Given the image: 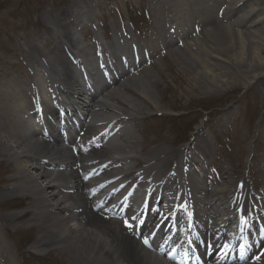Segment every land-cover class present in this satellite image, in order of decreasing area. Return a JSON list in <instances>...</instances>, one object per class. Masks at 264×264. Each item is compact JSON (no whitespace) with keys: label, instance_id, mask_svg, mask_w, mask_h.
Instances as JSON below:
<instances>
[{"label":"bare ground","instance_id":"6f19581e","mask_svg":"<svg viewBox=\"0 0 264 264\" xmlns=\"http://www.w3.org/2000/svg\"><path fill=\"white\" fill-rule=\"evenodd\" d=\"M165 1L154 0V5H161V7L156 9L157 14L154 13V18L157 20L163 17L164 14H161V12L169 13V9L177 11L174 15L168 16L167 14V20H165L177 30L184 21L182 16L177 17L184 3L173 6L168 3V5L164 4ZM185 1L187 3L193 2V0ZM200 1L215 2L212 5L214 7L205 9L203 12H205L204 14L215 13L220 22L226 21L227 31H225V34L223 33L224 40L219 42L222 44L223 48L221 47V49L224 54L220 58L216 57L218 53L211 45L197 41L198 37L195 38V35L186 37L190 38V41L183 44L182 48L188 52L187 56H190V59H197L195 66L186 63V71L191 75V80L194 81L192 83L194 84V86L192 85L193 91L195 90L197 93L198 91H205L211 94L216 89H222L223 86H228V88L232 89L239 86V83L235 80L239 78L259 84L264 77V57L258 55V50L264 49V34L261 32V29L262 31L264 30V0H218V3L216 2L217 0H195L194 4H191L197 6L201 4ZM70 7L72 10L69 9ZM81 8L69 5L60 15L55 16L52 21H47V25L51 29V35L57 32L56 29H53L57 24L55 25L53 22H58L57 27H59L60 33L56 36L59 37H57L59 40L56 41L54 39L55 36L46 39L49 43L52 41L56 42H53L52 47L45 56L38 55L37 57L35 51L32 52V55L27 52L32 57L33 65L39 68V73H35L33 76L29 75L30 79L25 77L19 82L7 74L2 78L0 77V157L6 160L13 159L16 162L17 169L13 176L17 181L9 187V192H26L28 198L32 199V220L34 219L38 225L44 226L45 234L53 236L52 242L46 241L44 236H41L32 244L31 248H43L42 246L47 245L50 250H57V247H61L64 251L70 250L74 254V258L90 262L85 264H172L167 261L163 263L161 260L153 259L150 256L151 259H147V255H145L147 252L143 250L140 245V238L137 237L139 235L129 233L128 230L120 231L117 228L115 225L117 221L115 222L112 216L117 217L124 211L121 210L120 213H115L112 210L113 207H121V204L115 206V202L119 199L114 202L113 198L116 194H121L120 191L137 192L141 187L143 188V193L148 192L149 189L161 188L165 190L170 189V187L173 190L177 189L179 192V188L171 184L170 178H163L169 170L170 172L174 170L177 175H180L178 168L190 171L193 168H188L189 163L196 164L200 161L203 163L202 159H207L206 147H208L210 139L203 133L196 132L188 145L166 147L160 142L162 140L161 137L155 145L148 148L144 146L140 150H135L133 147L134 136L130 133H120L118 137L123 144H109L110 142L107 139L102 142V144L106 143V147L97 145V143L102 141L101 138H97L100 137V134L97 137L91 134L93 130L92 122L90 119L87 121L95 112H109L113 118H116L114 120H98L96 122L98 123L97 125L103 127L105 124L102 123L104 122L111 124L119 121L120 118L118 117L121 114L127 115L126 117L129 119L135 118L136 114L143 111L145 107L109 89L114 84L122 87L123 79L129 72L128 70L123 72L125 74L121 73L119 77L116 76L114 82L103 84V88L99 93H92L88 88L79 87L77 82L75 84L69 74L70 68L68 71L66 64H64L65 62L61 58L57 60L50 58L57 53V47L61 41H65L71 48L75 49L74 53L79 55V57L84 54L85 50L82 49L81 44H78L76 39L70 37L73 32L69 28L70 26L77 27L80 24V17L86 12V10ZM201 13L199 12V14ZM205 18L207 17L202 19ZM213 22L212 20L205 21V24H213V26L208 28V34L219 30ZM193 44L197 46L195 50H192ZM254 45H258V49ZM168 47L170 46L166 45L165 48ZM206 48L212 49L209 51ZM201 50L204 54L202 58H199L198 53ZM172 52L175 55L176 50ZM151 55H147L146 59H149ZM56 56H59L58 53ZM185 57L183 55H181L180 59L177 57L180 64L183 63V58L184 60L186 59ZM210 57L217 58V61L211 64L208 61ZM197 63L199 64L197 65ZM222 64L226 67L222 66ZM45 74L46 77L43 76ZM201 76L206 79L201 80ZM46 79L50 80L49 84L52 91L55 90L60 94V96H54V94L50 93V97L55 99L57 105L58 100L63 103V98L70 102L71 107L69 106L70 109L68 111L71 113L70 116L77 120L76 128L73 124L71 125L72 128H75L76 139L74 138V143H76V148L74 147V150L73 148H67V145H70L73 141L69 135L65 138L51 134L47 138L38 135L39 131H33L28 135L20 134L13 131L17 124L23 125L20 120L11 126L12 128L7 127L5 124L9 112L10 117H16L21 110L24 111L21 114L23 118L28 119L27 117L38 116L41 120H51L56 111L50 106L52 104L51 101L45 104L40 101L42 105L40 104L41 106L38 109L32 110L33 105L32 107L30 106L25 91L26 87L40 86L42 81ZM151 82L154 83L155 81ZM62 84L65 88L62 87ZM12 85L15 86L10 88ZM123 88L127 87L124 86ZM132 91L135 96L140 97L143 102L148 104V107H158L142 85H136ZM87 95L89 101L85 105L86 107L83 106L87 111L84 116L78 113L77 107L84 103L83 98ZM119 105L126 107L124 109L126 112H122L123 108ZM12 110L14 111L11 112ZM61 111L66 113L62 109ZM62 120L65 121L63 117ZM25 129L28 130V128ZM111 133L109 132L108 134L110 135ZM159 134L157 131L156 136L159 137ZM260 135V131L255 130V134L252 136L253 141L254 139L257 141ZM144 140V144L149 145L147 139L144 138ZM156 140L157 138H155ZM163 140L164 142L167 141L166 139ZM252 143L249 142L248 145L251 146L253 145ZM110 154L117 155L114 156L116 157L115 160L112 159L110 163L100 166L101 162L99 159L103 156L109 157ZM174 159H176L175 163H173ZM261 162L263 164L260 165ZM258 163L259 167L257 166V168L259 169L257 171L261 172L260 175L264 179V155ZM82 166H87L89 174L82 170ZM137 167L140 168L136 170ZM109 170L116 172L110 183H115L119 186L116 190L114 189L115 192L113 193L111 192L110 183H107L109 180H104L105 178L103 179L104 181L98 179L100 175L107 171L109 172ZM205 171L203 163L200 171L196 173L198 179H193L194 184L192 182L193 189L199 194L198 198L194 197L195 201H192V204L196 205L197 211L201 213L200 216L202 218L209 217L212 220H216V225L207 228L206 232L214 240H218L216 243L222 240L219 248L221 246L230 247L232 241H236V243L238 241V238L233 236L231 237L234 240H231L230 236L225 238L228 233H231V231H228V227L232 222V211L230 209L234 203L240 205L238 203L239 199L244 196L239 195L241 189L235 190L237 189L236 185L232 184V180L235 181L233 179L234 175L228 168L224 169L225 177L220 184L216 183L212 178H207ZM190 173L194 174L195 172ZM89 177L97 181L88 182ZM238 178L239 181L245 180L243 176ZM139 179L143 181L141 182L142 184L139 183ZM121 180H125V186L120 183ZM107 186L108 189H104ZM93 192L98 193L97 199L93 198ZM261 192H264V186H262ZM156 199L158 197L154 200ZM111 201L112 203L108 204L111 205L110 210H106L103 207V203L106 204ZM169 202L170 200H166L165 203H162V207L158 211L154 206L150 220L157 221L165 213V209L170 210L172 206H170ZM257 206L264 210L263 197L257 200ZM14 215L4 216L11 217ZM131 215L132 213L129 214V216ZM141 217L139 216L138 218L141 219ZM259 217L264 221V213H259ZM151 229L149 228L148 232ZM163 229L164 227H161L158 231L162 232ZM245 230L244 224L242 231L238 232L236 230L235 234H244ZM145 231H147V228L145 230H141V227L139 228L140 233ZM248 247L255 251L256 261L250 262L252 259L250 256L245 257V263H239L242 261H238L237 258L231 259L230 262L233 261V264H264V238L259 240L255 247L251 244ZM228 252L226 255L213 253L207 264H225V261L230 258Z\"/></svg>","mask_w":264,"mask_h":264},{"label":"rangeland","instance_id":"374dc122","mask_svg":"<svg viewBox=\"0 0 264 264\" xmlns=\"http://www.w3.org/2000/svg\"><path fill=\"white\" fill-rule=\"evenodd\" d=\"M193 2L187 3L188 8L192 9L191 3ZM167 3L175 5L174 2ZM206 3L207 1L201 4L206 5ZM70 4L86 6L94 14V18L91 12L87 15L92 20L91 24L87 21L80 23L81 27L83 26V31L87 34V37L84 36L86 41H90L88 36L92 34L91 25L97 30L101 28L106 31L107 29L112 30L113 23L117 28L118 22L124 23L126 28L128 19H131L133 25L137 27L136 36L138 38H143L154 27V10H152L154 3L152 0H0L1 78L6 74L14 77L17 82L22 81L27 75L29 78V69L34 67L31 60L32 52L35 51L37 57L45 55L53 45L52 39L51 43L46 39L59 33L58 22H53L55 25L57 24L53 28L57 32L51 35L47 21H52ZM69 9L72 10L71 7ZM169 11L173 10L169 9ZM170 13L174 14V12ZM161 14L166 17L164 11ZM110 21L113 22L112 25ZM213 21L219 30L208 34L207 30L213 26L212 23L206 24L204 27L199 26L201 31L196 33L195 38L198 37L197 41L211 45L219 54L216 57L220 58L224 54L221 49L222 44L219 42L224 40L223 33L225 34L227 31L226 23H221L218 19ZM69 28L72 31L77 30L74 26ZM261 32L264 34V30L261 29ZM247 37L249 36L247 35ZM188 41L190 40L187 39L182 44L162 50L151 59L150 63H144L142 67L130 73L129 77L123 80L122 87L115 86L110 89L145 107L136 115L138 119L129 121L134 126L133 134L136 133L133 147L135 150H140L144 146L148 148L155 145L161 137L160 142L166 147L171 145L177 147L182 144L184 146L190 142L196 132H200L210 136L211 143L208 148L211 149L212 156L217 155L219 158L215 163L217 169L220 170L219 165L222 161H228L235 169L238 168L237 170H241L243 173L245 172L243 163L246 155H251L253 163L260 161L264 155V77L259 84L239 78L235 79L239 86L232 89L223 86L222 89H216L211 94L205 91L197 93L195 90L193 91L194 84L192 83L194 81L186 71V63L195 66L197 59H190V56H187L188 52L182 48L183 44ZM254 46H257L255 48L258 49V45ZM196 48L197 46L193 44L192 50ZM206 49L211 51L212 48ZM174 50H176L175 55L172 54ZM203 54L201 50L198 53L199 58H202ZM58 55V57L55 56L56 59L59 57L62 60L66 59V55L60 54L59 51ZM181 55L186 56L185 60L182 59V64L177 59V57L180 59ZM258 55L264 57V49L258 50ZM88 57L89 54L85 58ZM217 58L210 57L208 61L212 64L217 61ZM222 66L225 65L222 64ZM202 79L206 78L201 76ZM136 85H142L149 92L150 97L158 106L157 108L148 107V104L143 102L140 97L135 96L132 90ZM14 86L12 85L10 88ZM124 86L127 88H123ZM128 88L130 89L128 90ZM119 106L123 108L122 112H126L124 110L126 107ZM18 122L14 121L12 124L7 120V126L15 125ZM225 122L229 123L227 127L231 129L230 132H225V129L222 128ZM22 127L24 125H17L13 131L26 134ZM255 130H259L262 135L258 137L257 141L255 139L253 141L252 138ZM157 131L160 133L159 137L156 136ZM144 138L147 139L149 145L144 144ZM155 138H157L156 141ZM163 139L167 141L164 142ZM116 142L121 143L120 140L113 143ZM249 142L253 145L249 146ZM16 170V162L13 159L6 160L0 157V264L90 263L74 258V254L70 250L64 251L61 247H57V250H50L47 245L42 246L43 248H29L41 236H44L48 242L53 241V236L45 234L44 226H40L34 219L32 220V199L28 198L27 193L9 192V187L17 181L13 178ZM252 174V179L256 178L260 183V177L254 169L250 175ZM11 214L15 215L4 216ZM27 245L29 246L27 247ZM29 251L37 253L41 257Z\"/></svg>","mask_w":264,"mask_h":264},{"label":"snow or ice","instance_id":"6c2138e0","mask_svg":"<svg viewBox=\"0 0 264 264\" xmlns=\"http://www.w3.org/2000/svg\"><path fill=\"white\" fill-rule=\"evenodd\" d=\"M125 224H126V226L129 227V228L132 227V225H131L128 221H125ZM144 242H145L146 244L148 243V241H147L146 238H145Z\"/></svg>","mask_w":264,"mask_h":264}]
</instances>
